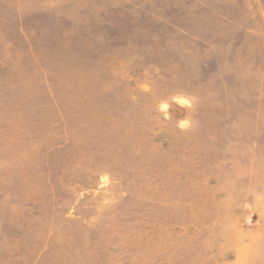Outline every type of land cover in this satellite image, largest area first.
I'll return each instance as SVG.
<instances>
[{
  "label": "rangeland",
  "instance_id": "374dc122",
  "mask_svg": "<svg viewBox=\"0 0 264 264\" xmlns=\"http://www.w3.org/2000/svg\"><path fill=\"white\" fill-rule=\"evenodd\" d=\"M0 264H264V0H0Z\"/></svg>",
  "mask_w": 264,
  "mask_h": 264
},
{
  "label": "bare ground",
  "instance_id": "6f19581e",
  "mask_svg": "<svg viewBox=\"0 0 264 264\" xmlns=\"http://www.w3.org/2000/svg\"><path fill=\"white\" fill-rule=\"evenodd\" d=\"M236 235H237V233H236Z\"/></svg>",
  "mask_w": 264,
  "mask_h": 264
}]
</instances>
